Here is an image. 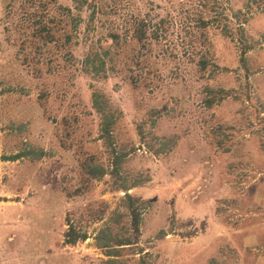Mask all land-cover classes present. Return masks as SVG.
Returning <instances> with one entry per match:
<instances>
[{"label": "rangeland", "instance_id": "374dc122", "mask_svg": "<svg viewBox=\"0 0 264 264\" xmlns=\"http://www.w3.org/2000/svg\"><path fill=\"white\" fill-rule=\"evenodd\" d=\"M109 258L264 264V1L0 0V264Z\"/></svg>", "mask_w": 264, "mask_h": 264}, {"label": "trees", "instance_id": "16d2710c", "mask_svg": "<svg viewBox=\"0 0 264 264\" xmlns=\"http://www.w3.org/2000/svg\"><path fill=\"white\" fill-rule=\"evenodd\" d=\"M264 1V0H261ZM145 34L142 33V35H140V40H143ZM200 64L202 66L203 69H205L208 66V59L207 58H202L200 60ZM95 63V61H94ZM101 65V64H100ZM93 72L95 73L94 75H97L100 71V69H98V66H93ZM103 69V68H102ZM101 102H106L104 100H102L100 98L99 95H95L94 99H93V104L94 107L96 108L97 112L100 113L103 117V125H102V135L103 138H107L110 139L112 136V125H113V117H114V112L111 111H106L102 106H101ZM102 172H98L95 173L93 172V175L95 177H100L102 175L105 174L104 170H101ZM127 195V194H126ZM130 198V196H127ZM65 237H66V243L69 244H76L78 241L80 240H86L87 234L86 233H81L80 231H77L74 227V225H70L69 230L65 233ZM110 243H102L100 244L101 247H105L106 249H111V245H109ZM118 246H122L123 244H117ZM114 249V248H112ZM111 251V250H108ZM113 252V251H112ZM112 252H107V256H113ZM101 264H120L116 259L113 258H109L108 260H104L102 261Z\"/></svg>", "mask_w": 264, "mask_h": 264}]
</instances>
